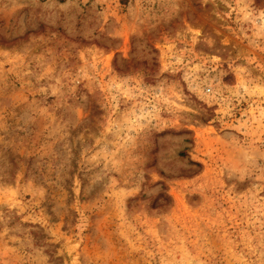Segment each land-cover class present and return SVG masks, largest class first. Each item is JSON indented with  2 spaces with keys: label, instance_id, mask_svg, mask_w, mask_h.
Segmentation results:
<instances>
[{
  "label": "rangeland",
  "instance_id": "rangeland-1",
  "mask_svg": "<svg viewBox=\"0 0 264 264\" xmlns=\"http://www.w3.org/2000/svg\"><path fill=\"white\" fill-rule=\"evenodd\" d=\"M0 264H264V0H0Z\"/></svg>",
  "mask_w": 264,
  "mask_h": 264
}]
</instances>
